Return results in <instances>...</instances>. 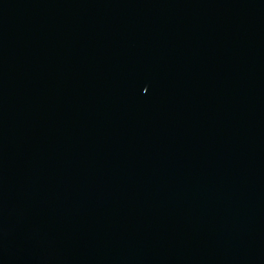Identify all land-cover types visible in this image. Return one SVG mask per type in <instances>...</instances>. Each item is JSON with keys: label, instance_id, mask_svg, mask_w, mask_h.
Segmentation results:
<instances>
[{"label": "water", "instance_id": "water-1", "mask_svg": "<svg viewBox=\"0 0 264 264\" xmlns=\"http://www.w3.org/2000/svg\"><path fill=\"white\" fill-rule=\"evenodd\" d=\"M0 264H264V0H0Z\"/></svg>", "mask_w": 264, "mask_h": 264}]
</instances>
